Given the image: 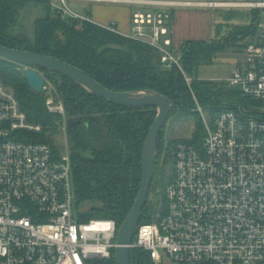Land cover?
Listing matches in <instances>:
<instances>
[{
    "label": "built area",
    "instance_id": "built-area-1",
    "mask_svg": "<svg viewBox=\"0 0 264 264\" xmlns=\"http://www.w3.org/2000/svg\"><path fill=\"white\" fill-rule=\"evenodd\" d=\"M58 3H57V2ZM51 0L61 18L92 22ZM139 4L130 31L114 22L100 25L158 52L166 69L180 64L181 51L170 31L177 7L258 9L259 35L222 81L250 100L239 113L224 110L209 121L197 105L204 137L200 147L175 145L165 214L137 225L129 249L149 253L155 264H264V0H94ZM56 2V3H55ZM142 4V5H141ZM49 111L63 115L49 87ZM41 127L27 121L13 92L0 79V264H92L108 259L116 247L117 227L110 219L81 220L75 204L69 149L54 152L47 143L26 138ZM61 143V144H62Z\"/></svg>",
    "mask_w": 264,
    "mask_h": 264
},
{
    "label": "trees",
    "instance_id": "trees-1",
    "mask_svg": "<svg viewBox=\"0 0 264 264\" xmlns=\"http://www.w3.org/2000/svg\"><path fill=\"white\" fill-rule=\"evenodd\" d=\"M51 0H0V45L51 56L90 75L104 88L114 91L150 90L166 96L172 103L167 118L194 119L195 130L189 139H170L164 145V124L157 138V158L139 224L162 217L166 211L165 188L171 179L174 148L185 142L200 147L205 131L198 105L209 121L224 110L239 113L248 109L250 100L222 80H204L196 76L201 65L213 64L228 51H240L258 38V9L246 14L233 11L221 15L215 32L208 39L186 40L179 46L178 68H164L158 52L151 46L107 30L89 21L61 18ZM37 7L41 14L34 19L33 36L20 22ZM241 16L245 23H230ZM224 25L229 28L222 32ZM248 38V39H247ZM247 40V41H246ZM21 65L0 58V79L15 95L27 121L41 127L26 138L60 149L56 138L67 140L75 204L81 220L110 219L118 229L137 195L141 180L142 148L156 116L155 107L133 108L113 104L93 96L68 77L36 68L55 101L63 106V115L46 107L48 95L34 92L27 84ZM167 120V119H166ZM155 201L149 195L155 190ZM92 264H116L114 251L108 259ZM129 264H155L148 252L129 250Z\"/></svg>",
    "mask_w": 264,
    "mask_h": 264
},
{
    "label": "water",
    "instance_id": "water-1",
    "mask_svg": "<svg viewBox=\"0 0 264 264\" xmlns=\"http://www.w3.org/2000/svg\"><path fill=\"white\" fill-rule=\"evenodd\" d=\"M0 58L24 67L22 70L23 76L28 86L36 93H40L45 85V79L36 69L41 68L68 77L93 96L103 98L113 104L133 108H156V116L149 128L142 148L140 186L129 212L116 233L115 263L129 264V244L139 223L141 211L146 202L149 186L154 175L157 158V138L168 117L172 105L171 101L166 96L150 90L110 91L101 86L83 70L51 56L10 49L0 45Z\"/></svg>",
    "mask_w": 264,
    "mask_h": 264
},
{
    "label": "rangeland",
    "instance_id": "rangeland-1",
    "mask_svg": "<svg viewBox=\"0 0 264 264\" xmlns=\"http://www.w3.org/2000/svg\"><path fill=\"white\" fill-rule=\"evenodd\" d=\"M144 1V0H139ZM202 1H216L218 2H228V1H220V0H202ZM250 1H256V0H250ZM57 2V1H56ZM55 2V3H56ZM58 3V2H57ZM67 7L71 9L72 11L78 13V14H89L90 7L95 6H107L111 8L116 7H125L131 10V13L138 10L146 9L145 6H140L139 4H120V3H113V2H99L94 0H66L65 1ZM142 5V4H141ZM204 8V7H202ZM196 9V8H195ZM248 8L241 7L237 9L229 8L227 6H220L207 8L211 14V20L213 22V28L212 33L215 32V24L217 22L221 21V15L226 13H233V11H241L240 14H246ZM41 14L40 8L37 7L34 9L31 13L28 15L22 16L20 22L23 23L25 26V32L29 37L33 36V21L35 18L39 17ZM230 23H245V20L241 18V16L236 17L235 19L231 20ZM229 28L228 25H224L222 32L225 33L226 30ZM248 39V38H247ZM247 41V40H246ZM243 58V50L240 51H228L225 54L219 55L215 62L210 65H201L196 69V76L199 79L204 80H223L228 76V73L233 69V67L236 65V63L240 62ZM48 87V86H47ZM50 89V88H49ZM195 130L194 125V119H177L174 118H167L164 128H163V134H162V142L165 145L166 142L170 139H189L192 137ZM64 135L62 133V136L59 135L56 139L59 140V146L60 148L63 147L62 139H64ZM62 143V144H61ZM159 192L158 190H155L153 193H151L148 197L149 203H153L155 201L154 193ZM160 264H176L169 259L163 257L162 262Z\"/></svg>",
    "mask_w": 264,
    "mask_h": 264
},
{
    "label": "crops",
    "instance_id": "crops-1",
    "mask_svg": "<svg viewBox=\"0 0 264 264\" xmlns=\"http://www.w3.org/2000/svg\"><path fill=\"white\" fill-rule=\"evenodd\" d=\"M220 1L243 2L250 0ZM143 10H147V8ZM87 15L92 22L99 25H106L110 22H114L116 29L122 34H127L130 31L131 10H129L128 8L92 6L90 7L89 14ZM212 28L213 22L211 20V14L209 10H207V8L195 9L187 7H177L171 10V38L174 45L177 47H179L180 44L186 40L208 39L210 36H212Z\"/></svg>",
    "mask_w": 264,
    "mask_h": 264
}]
</instances>
